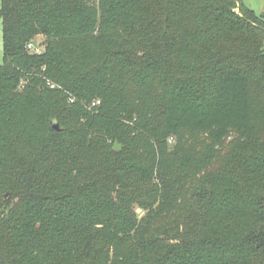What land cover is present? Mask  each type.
Returning <instances> with one entry per match:
<instances>
[{
    "label": "trees",
    "instance_id": "16d2710c",
    "mask_svg": "<svg viewBox=\"0 0 264 264\" xmlns=\"http://www.w3.org/2000/svg\"><path fill=\"white\" fill-rule=\"evenodd\" d=\"M1 1L0 264H264V22L242 0Z\"/></svg>",
    "mask_w": 264,
    "mask_h": 264
},
{
    "label": "rangeland",
    "instance_id": "374dc122",
    "mask_svg": "<svg viewBox=\"0 0 264 264\" xmlns=\"http://www.w3.org/2000/svg\"><path fill=\"white\" fill-rule=\"evenodd\" d=\"M243 4L248 8V9H251L255 16L257 18H260L263 22H264V0H242ZM1 8H2V1L0 0V12H1ZM238 13H240V10H238V8L235 9ZM3 36H4V32H3V21L2 19L0 18V66L4 65V48H3ZM44 41V37L43 36H39L38 38L34 39V43L33 45L35 47H40L39 45H41ZM28 48V47H27ZM29 50V49H28ZM22 83H20L17 87L18 91H24L25 90V86L28 85V82L27 81H21ZM48 85H51L49 84L48 82ZM55 87V85H51V88ZM100 102L101 100L98 99ZM74 100H72L71 102H69L70 104L73 102ZM93 107L92 105L89 106V110H92ZM95 107V106H94ZM130 124L131 126L134 125V122L132 123H128ZM194 136V141H198V143L200 142L201 143V139H200V134L199 135H193ZM194 142V143H195ZM177 144V138L174 137V138H170L169 141H168V145H171V146H174ZM113 145V143H112ZM115 148V147H114ZM138 211V214L140 216V220L144 217V212L143 210H137Z\"/></svg>",
    "mask_w": 264,
    "mask_h": 264
},
{
    "label": "built area",
    "instance_id": "2783aa9c",
    "mask_svg": "<svg viewBox=\"0 0 264 264\" xmlns=\"http://www.w3.org/2000/svg\"><path fill=\"white\" fill-rule=\"evenodd\" d=\"M27 47H28V49L30 51H33L36 54H40L43 51V49L41 47H39V48L38 47H35L32 43L28 44ZM97 105H99V102L93 103L92 106H97Z\"/></svg>",
    "mask_w": 264,
    "mask_h": 264
},
{
    "label": "water",
    "instance_id": "95a60500",
    "mask_svg": "<svg viewBox=\"0 0 264 264\" xmlns=\"http://www.w3.org/2000/svg\"><path fill=\"white\" fill-rule=\"evenodd\" d=\"M51 125H52L53 129H55L56 131L61 130V127H60V124L58 123V121H56V120L52 121ZM115 150H117V151L121 150V146L118 143H116V145H115ZM7 197L8 196H6V198Z\"/></svg>",
    "mask_w": 264,
    "mask_h": 264
}]
</instances>
